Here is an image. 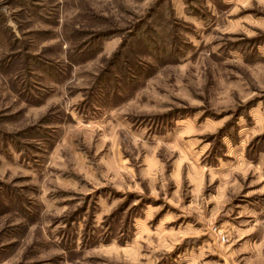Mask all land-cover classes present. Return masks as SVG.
<instances>
[{
  "label": "rangeland",
  "instance_id": "obj_1",
  "mask_svg": "<svg viewBox=\"0 0 264 264\" xmlns=\"http://www.w3.org/2000/svg\"><path fill=\"white\" fill-rule=\"evenodd\" d=\"M0 264H264V0H0Z\"/></svg>",
  "mask_w": 264,
  "mask_h": 264
}]
</instances>
